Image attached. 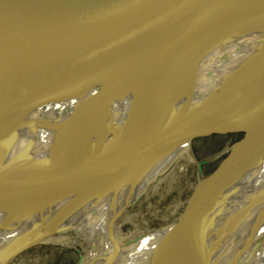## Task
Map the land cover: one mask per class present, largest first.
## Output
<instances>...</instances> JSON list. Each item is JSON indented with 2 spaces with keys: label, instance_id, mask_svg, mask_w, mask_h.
Masks as SVG:
<instances>
[{
  "label": "bare ground",
  "instance_id": "1",
  "mask_svg": "<svg viewBox=\"0 0 264 264\" xmlns=\"http://www.w3.org/2000/svg\"><path fill=\"white\" fill-rule=\"evenodd\" d=\"M142 1L124 0L115 16ZM223 99L228 112L244 113L215 121L210 110ZM193 106L202 113L190 123L209 131L233 119L248 123L264 106V0L223 1L167 55L132 71L98 72L0 50V109L11 108L0 121L16 108L31 119L0 145V202H10L0 206V264L69 232L88 245L84 264H264V167L239 199L194 217L179 239L174 222L118 241L128 208L192 138L92 168L73 156L75 123L92 132L96 149L186 119Z\"/></svg>",
  "mask_w": 264,
  "mask_h": 264
},
{
  "label": "water",
  "instance_id": "2",
  "mask_svg": "<svg viewBox=\"0 0 264 264\" xmlns=\"http://www.w3.org/2000/svg\"><path fill=\"white\" fill-rule=\"evenodd\" d=\"M123 1L71 0L63 5L59 0H0V50L98 72L132 71L167 55L225 0H143L127 13L115 16L117 6ZM29 105L16 107L36 106ZM17 108L14 117L0 121V145L15 140L31 120L23 118L27 115ZM198 108L193 106L186 119L156 128L143 137L132 134L96 149L92 132L75 123L69 137L73 156L81 166L92 168L146 154L193 138L202 131L209 132L190 123L189 116L202 113ZM10 109H0V117L9 116ZM224 117L227 113L217 112L213 118L219 121ZM227 127L241 130L243 135L231 143L226 155L198 181L175 222L173 240L186 231L219 179L241 155L242 138L251 126L233 119ZM253 151L264 153V147L257 146ZM7 202L1 201L0 206H7L10 203ZM114 248L115 252L117 247Z\"/></svg>",
  "mask_w": 264,
  "mask_h": 264
},
{
  "label": "rangeland",
  "instance_id": "3",
  "mask_svg": "<svg viewBox=\"0 0 264 264\" xmlns=\"http://www.w3.org/2000/svg\"><path fill=\"white\" fill-rule=\"evenodd\" d=\"M229 103L230 101L226 99L218 101L210 113L225 112L227 113L225 118L237 117L244 113L228 112ZM253 113L247 123L251 130L242 138L241 155L219 179L212 194L195 217L204 214L209 208L220 207L239 199L249 176L263 169L264 158L259 152H254L253 148L261 146L263 141L264 106L258 113L255 111ZM203 125L209 126V121ZM228 125L229 121L223 122L222 127L225 129L199 132L191 139L189 147L152 182L151 190L137 204L128 208L125 215H129L130 219L122 220L115 232L118 241L129 240L140 232L158 226H169L177 221L198 181L226 155L231 143L243 135V131L228 128ZM253 179L252 177L247 185L246 193L252 188ZM61 235L64 236L61 242H53L46 238L22 248L12 255L10 264H84L82 257L88 251V245L79 237L73 238L70 232ZM111 250L114 252V246Z\"/></svg>",
  "mask_w": 264,
  "mask_h": 264
}]
</instances>
